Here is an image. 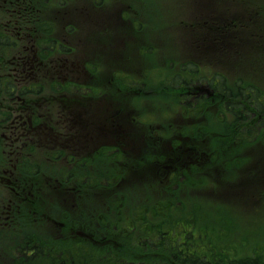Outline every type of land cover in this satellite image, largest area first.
Wrapping results in <instances>:
<instances>
[{
	"label": "rangeland",
	"instance_id": "374dc122",
	"mask_svg": "<svg viewBox=\"0 0 264 264\" xmlns=\"http://www.w3.org/2000/svg\"><path fill=\"white\" fill-rule=\"evenodd\" d=\"M171 1L172 0H168V2H171ZM251 1L255 2V6L260 4L261 9L264 10V0H251ZM165 6H168V5L165 4ZM154 10H155V15L153 16V18L156 19L155 22H158V21L163 22L167 17V15L163 13L164 8L155 6ZM1 21H2V11L0 10V23ZM155 22L153 23L155 24ZM147 30H151V28H148ZM171 51L174 52V54L179 53L178 49L176 48H172ZM13 54L14 52L10 54V57ZM187 55L183 58V60L189 59L187 58ZM205 56H208L207 53L205 54ZM149 59H150L149 56H145L142 59V61L145 62ZM257 64H258V67H257L256 73L260 76V78L255 80V75H254L253 79H249V81L254 82L255 80V82L257 83V86L260 85L261 88L264 90V62L262 59H259V61H257ZM69 66H71L70 71L73 72L71 74L73 76H76V78H78V79H75L78 81V83H88V85H91L94 83V81L104 80L105 84L100 83L101 86L103 87V89L108 87V84H109L108 79L103 78V76L101 75V71H103V67L101 65H99L93 70L91 76L84 74L85 70L83 68V65L82 67H79L78 64L73 65L72 63ZM130 66H132V63L130 64ZM191 67L192 66L190 65L189 68ZM163 68H164L163 66H161L160 68L155 67L154 69L156 70L154 73H152V69L145 70L144 74L146 78L143 84L142 79H140L139 82L137 83L131 82V80H126V79L121 80L123 71L121 70V68L118 67L117 70H115V76L117 78V81H120V84L118 82L116 84L119 87H121V89H119L116 93H112L110 95H107V94L102 95L100 93L97 96H94L93 99H91V101L89 102L95 103L96 105L102 104L103 109L99 111L90 110L86 112V114H84V116L82 117L80 115H76L75 117L74 113L69 112V109H70L69 105L75 108L74 106L77 103V101H82L84 96L76 95L78 94V92H62L59 90L54 91L50 89L49 87H46L45 90H41V91L34 93V96L26 97V99H29V103H30L28 104L29 110H30L29 113L32 112L34 116H37L38 120L35 121L34 123L35 125L36 124L38 125L40 123L41 120L39 118H41L42 116L43 118L44 116H48V117L53 116V117L60 118V117H63L64 115H68L72 117L73 119L79 120L85 124L87 123L88 119H90V125L92 127V130H91L92 135L98 136L101 143H105L107 141L106 144H109V143L111 144V145L105 144V147L107 146L109 148V151L108 152L105 151L104 158H106V162H105L106 168L104 169V171L107 174H110L113 179H115L114 172H116L117 180L113 181L108 175L107 178L105 177V179L103 180V183L99 186V188L95 185V186H91V188H89L88 190H84L85 191L84 198L90 197L91 201L90 202L88 201V203H93V201H95L94 202L95 204H84L82 206V208L86 210H91L94 213H96L97 211L103 212V210H105L103 212L106 218L104 219V221L105 223L109 221L110 225H112L110 227H106L104 223V230H105L106 235H98L97 230L100 228L102 220L96 219V218H92V219L87 218V222L89 224L94 225V226L98 225L97 228L94 230V233L92 231H90V233L93 234L94 239H96V241L100 243V246L102 249L107 250V246H113V245H116L120 248L126 247L127 244H125V242L123 241V239L120 238V235H119L120 231H122V228H124L127 231L130 226L133 227L134 229L133 232H130L129 230L127 231V235L128 236L131 235L132 237H135L136 243L139 245L137 238L139 237L145 238L146 237L145 232H149V230L151 229L156 231L160 228L161 229L164 228V230L171 228V231H172L173 227L171 226L174 223L183 222L185 224V227H188V225L191 223H198L197 220L200 221L201 219L199 218L202 216H205L203 218V221L216 222V219L218 218L219 222H223V225L220 226V229H218V232H220L221 236H223L222 240L225 243H227L226 238L229 239L232 234V231L230 232L232 225H230L229 222L237 221L241 224L243 228L249 229L248 234H246L245 231L235 232L233 234L234 239L228 240V241L231 242L232 245H235L236 242L239 243V245H237L236 248L242 245L246 248L254 249L259 244L258 245L259 250H254V253L258 257L261 258V255L264 256V244L261 243L264 241V237L262 240H260L257 237L255 238L254 237L255 231L253 229L263 226L261 223L264 222V218L257 217L254 220H250L247 217L240 216L235 211H232V213H230L226 210V208L236 209L242 201L244 187L247 183L248 176L250 172L252 171L254 162L258 155V149H259L258 144L255 145L250 151L246 152V155L243 158L242 164L237 169V172L232 170V174L228 175V179H227L228 184L221 189V195L217 199L216 204L212 203L213 199L211 196L203 195L202 194L203 191L196 190V186L203 185L202 183H199V180H200L199 175H193L194 179L197 180V182L193 184L195 186H193V189H192L191 186H189L188 188L186 186H182V182L184 181V179L183 177H181L182 175H178V172H177L176 174L178 176L173 180L172 190H168L169 186L172 183V180L170 178L171 174L173 172H176L179 165H186L188 155H184V154H179L177 156L170 155V158L165 156L164 158L161 159L160 151L157 152L156 157L152 154H149L146 157L147 161H151L155 157V159L152 162L154 169H153V175L151 174V176L153 180L150 178L147 180H143V175H141L140 173H134V172L129 171L128 164L131 163V161L133 160V157H136V160L137 158H140V156L137 154H141L144 148L147 149L146 148L147 144H143V143L125 144L124 141L120 139L121 133L130 132V133L136 134L139 137L154 136V138L156 139L162 135L161 137H163L164 139L162 141L165 144L164 145L165 150H167V147L169 148L171 147L169 149L170 151L173 150L174 148L181 150L183 147V144L186 143V142H183V140H179L178 144L177 143L173 144L172 141H169L166 138H164V136L166 135L159 133L160 129L158 126L154 127L153 129L154 125H157V123L160 124V122L158 121L160 118H162L161 122L166 123V125L169 126V129H171L173 126V123H170L171 117H174L176 119H185L187 117V115L184 116L180 112L173 113V112L178 111L180 109L179 107L182 105L177 107L176 105L172 104V100L174 102L178 101V99L175 98L176 95L174 93H166L165 92L166 90L163 89V88L168 87L167 86L168 83L164 82L165 80L169 81V84H173V81H177L178 79L181 81V79L184 77V72L180 76H175V73L172 74L174 70L172 71L171 67L167 65L166 68L164 69ZM74 71H77V74H75ZM124 71H128V73L131 74L132 69L128 67V68H125ZM36 81L43 82L44 80L37 79ZM243 82L246 85V80L244 78L243 80L239 79L236 81H234V79L225 80V83L230 87H233V85L235 87H238V86L241 87ZM48 83L49 81H47L46 83L47 86H48ZM126 88L129 89L130 91L124 90ZM135 89L140 90L142 93L140 94L135 93L134 91ZM94 91L98 92L97 88L94 89ZM149 93L151 94L161 93V95L156 96V99H154V97L150 98L151 104L148 107L153 108V109H149L146 106L147 101L145 99L148 98V96L150 95ZM90 95H92L91 92H90ZM168 95L169 97L172 96L174 98L169 99ZM55 98L58 99L57 102L54 100ZM88 99L90 98L88 97ZM200 100L203 103L207 102L205 99H200ZM209 100L211 102L210 104L212 105L214 101H211V99ZM38 101L40 102L38 103ZM48 102H51V103H48ZM54 102H56V104ZM194 102L195 101H193V103ZM197 102H200V101H197ZM45 103H48V104L45 105ZM124 104L127 105L129 109L124 108L123 110L124 114H122L121 116L120 113H122L121 109ZM211 105L207 109L209 110L208 114L205 113L203 115L201 113H198L196 114V117L200 118V122L210 119V118L212 119V121H214L215 119H217V117H215L216 113L214 112H220L222 110L225 112L224 116L227 115V118L222 117L221 119H219V121H217V123L212 124V127L221 128L223 125H230L231 128H230L229 133H231V130L234 126V123H231V120L233 118L231 111L221 106H215L212 108L213 105L212 106ZM224 105H225V102H223V106ZM189 109H193V108L191 107ZM155 110H157L158 113H155ZM210 110L214 112H210ZM26 112L28 111L26 110ZM140 114H143V115H140ZM104 116L106 119L105 125L107 126H105V128H101L100 123L102 122L101 119ZM149 116H152V119L155 121L153 122ZM134 118L141 120V121H139L138 123L137 121L134 120ZM124 120H126L125 123H124ZM43 122L45 123V121ZM152 123L153 125L150 126ZM186 127H189V125ZM58 128L59 127L53 126L54 130H57V132H60ZM237 129H238V126L236 130ZM61 130L66 131L67 133L70 132V129H67V130L61 129ZM262 130H264V128ZM140 131L141 132L144 131V133H137ZM168 131L169 130H166L165 134ZM253 131L254 133H259L258 132L259 130H257V128L256 130H253ZM39 138L40 136L35 141L37 142V144L39 142L42 147L40 146L38 147L36 145H30L31 141L26 143L24 151H23V156H21L22 158L25 159L22 165H23V169L25 168V172L30 174L31 177L33 176L41 180V185H43L42 186L43 190H41L40 193L38 191L36 192L37 197L42 195L44 198H46V199H43L45 204L47 206H50L51 204L50 195L51 194H49V192L46 191L47 187L52 188L53 190L58 185L57 179H61L63 183L64 181H70L71 178L73 177L72 174L75 175L76 178H80L86 172V170H84L86 165L84 164V165L76 166L75 162L77 161L76 160L71 161L70 159L67 158V155H64L62 157L59 156L57 161L53 160V158H50L47 154L44 155V153H46V151L49 149L42 144L43 142L41 143V140ZM109 138H113V139L110 141ZM217 142H218V139L214 138L215 145H217ZM59 145L64 147V145L62 144H58V146ZM98 145H100V143L92 144L90 142L88 144H85L82 147L86 148L87 146V148L90 149L88 150L89 151L88 153L92 155L93 153L97 152L96 150H93V149H95ZM155 145L156 144H154L153 146ZM157 146L160 147V145H157ZM114 148L119 149L120 151L124 150V153L122 152V154L124 155L123 157H121L120 164H117L115 162L116 161L115 159H117L116 157L119 155V153H116L117 155L115 156ZM4 150H5V147L3 145H0V164H3V165H5V163L8 162V158H5L6 153L4 152ZM79 151L80 150H75V152H79ZM161 151H163V149ZM71 165H73V168L69 169ZM160 165H161L160 169L163 171L157 170V168ZM34 167L37 168V172H35ZM132 167H133V171L139 170L137 166L134 164L132 165ZM164 167H167V169H164ZM86 176L87 175H85L82 179L83 183L87 181ZM129 181H136L137 184L131 185ZM162 181L165 184L164 190H162V188H157L158 184H161ZM180 187L184 191L186 189V191L182 193V190H180ZM254 188L260 192H264L263 184H259V185L257 184L254 186ZM77 189H78L77 185H75L73 191H67L65 195L67 196L72 195L73 197L78 198L79 192ZM84 189H87V188L85 187ZM103 189H105L104 190L105 192L104 201L105 202L100 204V199L97 201V196L101 194ZM206 189H207V186L205 187L204 191ZM209 191H210V187L207 193H209ZM53 192L57 196L62 197L61 194H59L62 192H56V191H53ZM163 192H166V193L163 195L162 194ZM168 192L173 193L170 195L172 199L176 198L177 201L178 200L180 201H178L175 205H173V202H172L173 200L172 199L168 200L169 198ZM181 194L183 195L182 198H181ZM6 197H7V191L3 183L0 182V200ZM249 197L252 200H254L256 199L257 195L254 193H251L249 194ZM58 200H60V198ZM61 200L64 203H66V200L64 198ZM164 202L166 205H169V209H166ZM211 203L214 204L213 210L210 209ZM215 205L218 207L217 210H216ZM172 206H173V209H170ZM39 209L40 207H37V210ZM36 215H39V213ZM91 216H93V214H91ZM78 219L80 218L78 217ZM163 219L169 220L168 226H165V224H163ZM38 220L39 218L37 217L36 221ZM116 220L119 224H121L120 230L116 228V223H115ZM13 221H15L13 224H7L5 222H2V223L0 222V249H3L4 247H6L7 249L13 247L12 243H9L1 247L3 243L2 240L9 239V236L11 235L17 236L18 239H16V242L21 241L22 239L26 238L25 236L17 232L22 230L23 227L26 226L28 228L30 224L32 225V223L36 222L35 220H33V218H30L28 216H25V218L21 220L20 214H15ZM113 223H115V226H113ZM153 223L154 224L162 223V225L159 227V226L152 225ZM41 224L44 225V223H41ZM37 228L38 229L35 230L36 231L35 233L31 230H26L25 233L26 234L28 233L29 235L32 234V235H37V236L45 235V232H43L44 229L40 228V225H38ZM214 229L215 228L203 229L202 227L198 226V230L202 234H205L208 237H212ZM236 231H239V230H236ZM218 232L215 231L213 241H212L213 248L216 251H220L224 248L223 242L218 243L219 242ZM180 235H181L180 232H177L175 235H173L175 237L173 242L176 243V245L178 246H180L183 243L182 237ZM101 238H106L104 240V243L100 242ZM139 246L141 247L143 245L141 244ZM136 253L142 255L140 249H138ZM241 254L246 255L247 251L243 250V253ZM0 257H6V254H4L2 251ZM14 262L18 263L19 260L16 259ZM176 264H179V263H176Z\"/></svg>",
	"mask_w": 264,
	"mask_h": 264
},
{
	"label": "flooded vegetation",
	"instance_id": "af4514ba",
	"mask_svg": "<svg viewBox=\"0 0 264 264\" xmlns=\"http://www.w3.org/2000/svg\"><path fill=\"white\" fill-rule=\"evenodd\" d=\"M164 1L167 5L166 0ZM172 4L177 6L178 12L185 11L184 0H177ZM191 4L193 8L189 11H192L194 22L208 33L220 30L232 17L233 9L236 10L233 0H192ZM168 7L165 6V9ZM0 10L3 11V22L0 25V35L4 37L2 47L6 50L17 48L10 57L12 63L18 61V68L13 70H18L19 76L25 79H68L73 77L69 65L75 62L83 64L84 74L88 76L98 67L97 63L107 62L112 68H128L130 48H135L134 58L142 60L143 46H151L149 49H152L153 46L169 47L176 42L184 45L187 40L193 46H200L201 43L198 42L203 40L195 34L190 39L186 38L185 17L180 20L177 17L170 23L169 16L161 28L153 29L154 26L145 19L146 15L155 13L151 0H0ZM196 17H199V21ZM241 21L245 28V13ZM195 23L189 25L193 26ZM151 27L152 30L147 32ZM154 30L162 33H155ZM218 39L215 36L211 42ZM132 72L138 73L137 70ZM12 75L17 76L14 73ZM55 86L53 90L57 91ZM43 89L45 90L41 88L38 91ZM11 99H14V95ZM17 99L20 101L21 97L18 96ZM22 103H17L18 106L15 107H10L7 103V116L0 121V141L4 140L3 146L10 157L8 163L0 165V182L7 191V197L0 200V222L7 224L15 214H20L21 217L26 205L39 201L36 192L43 190L41 185L32 184L30 176H24L22 171L18 172L15 165L22 161L21 156L30 134H34V139L40 136L39 139L49 145L51 152L57 151L58 144H66V149L73 154L75 150H89L87 146H82L90 142L101 143L98 136L91 135L90 119L79 128H75L77 121L68 120L67 129L70 132L58 134L53 129L57 124L55 120H50V124L40 122L35 125L26 113V110L30 111L29 106L24 107ZM78 107L79 110L88 112L99 111L101 106L79 103ZM100 124L102 128L105 127L103 119ZM9 133L17 136H9ZM134 142L136 140L132 138V143ZM57 183L52 191L62 192L59 194L63 195L72 188L73 182L70 180L63 183L61 179H57ZM34 190L35 195L32 193ZM58 226L61 230L65 228ZM70 230L74 232L75 229ZM73 234L88 237L84 232Z\"/></svg>",
	"mask_w": 264,
	"mask_h": 264
},
{
	"label": "trees",
	"instance_id": "16d2710c",
	"mask_svg": "<svg viewBox=\"0 0 264 264\" xmlns=\"http://www.w3.org/2000/svg\"><path fill=\"white\" fill-rule=\"evenodd\" d=\"M4 40V37L0 35V54H2V42ZM2 49V50H1ZM148 53L150 52V49L147 51ZM6 56V55H5ZM0 63L1 65H5L4 62H3V57L0 56ZM2 72V69H0V73ZM14 83L12 82V80L6 78V77H3V76H0V98L2 96H4L5 93L1 92V90L5 89H11L12 87H14L13 85ZM188 84H181L179 86V88H176V87H170V92L174 93L177 95V97L179 98L178 101H176L177 103L180 104V100L183 101V99H180L181 97H184V94L186 92V88ZM26 88V87H25ZM223 88L224 89H227L225 84H223ZM192 97V95H191ZM204 99V98H203ZM251 103H255L256 102V99L255 98H252L250 100ZM176 103V104H177ZM189 108H191V105L189 106ZM182 113V115H187L186 114V110L185 108L182 110V111H178L177 113ZM185 118V117H184ZM182 119H178V121H180ZM185 120V119H184ZM177 124H173L172 128L169 129V126H163V127H159L160 131L159 133L161 134H164V135H168L170 137H173L172 138V142L173 144L175 143H179V140H177L176 138H174L175 136H182L183 134H188L187 136L189 135H194V131L191 132L190 130H185L186 125V121L181 123V122H176ZM154 127L156 126H153V129ZM190 129H192L190 127ZM166 130H169L166 134H165V131ZM160 136V135H159ZM162 136V135H161ZM203 139V141H202ZM211 140V138L209 136H207L206 134L202 132L199 133V135L197 136V141H196V146L198 149H201L202 152H207L208 151V145L207 143ZM192 141V140H191ZM189 141L185 144H183V147L181 150L177 149V148H174L173 150H168L169 154L172 155H179V154H184L186 155L187 154V149L191 147H194V145H191L192 142ZM202 145V146H201ZM171 148V147H170ZM170 148H167V149H170ZM187 151V152H186ZM192 180V178H190ZM172 190V188L170 189ZM169 194V198L168 200H171L172 198L170 197L171 192H168ZM172 200H175L176 199H172ZM155 226H160L161 223H156L154 224ZM159 230V229H158ZM189 231L185 232V235L187 236V239L190 241L192 235L188 233ZM164 242V244H160L158 245V248L162 249L164 247V245L169 248L171 254L181 263V264H214L213 263V251H211V247L210 246H205V245H202L199 249L196 248V246H193V250L192 252H187L186 249H184V247H181V248H178V245H175V243H173L171 240L168 241L166 239H163V240H160V242ZM30 242H28L27 244H29ZM165 243H168V244H165ZM168 245V246H167ZM23 246H21L20 249H18V251H26L25 254L30 251V250H25L24 248H22ZM31 247V245H30ZM39 247V248H38ZM36 247L34 246L33 248L31 249H34L36 254L33 255V256H23L19 261H20V264H131L133 262H138V263H145L146 261H148V254L147 255H143V258L139 261H137V259H134L133 255L129 254V253H126V252H120L119 250H116V249H113V250H108L111 252L110 253H106V252H101L99 255L97 254V251H94L92 249L89 250L88 253H83L81 252L82 250H79V249H74L72 252H73V255L72 257L68 254V251L67 250H64V249H61V251H63V255H61L62 253L60 252V250H58L56 247L52 246V244H43V243H40V245ZM49 249L52 251V248H53V253L51 252V258H48L47 260H44L42 259L43 258V255H42V251L44 249ZM92 248V247H91ZM145 248H149L150 249V246L148 247H145ZM43 249V250H41ZM116 250V251H115ZM37 254H39V257L41 258H37L36 259V256ZM83 254V255H82ZM221 256H215V259L214 260H217L219 261V258ZM44 261V262H43ZM0 264H9L8 262L6 263H3L0 261ZM242 264H264L263 262L262 263H258V261H255L254 260H244Z\"/></svg>",
	"mask_w": 264,
	"mask_h": 264
},
{
	"label": "bare ground",
	"instance_id": "6f19581e",
	"mask_svg": "<svg viewBox=\"0 0 264 264\" xmlns=\"http://www.w3.org/2000/svg\"><path fill=\"white\" fill-rule=\"evenodd\" d=\"M175 67L176 68H178L179 66L178 65H175ZM213 86L215 87H218L219 89H224L223 88V84H225V83H223L222 84V82L220 81V80H218V77H213ZM34 170H35V172H36V170H37V168L36 167H34ZM155 229V228H154ZM40 244H38V245H36V247H38ZM39 248V247H38ZM35 249V248H34ZM34 249H31L30 250V254H31V256H33V255H35L36 254V252H35V250ZM90 249H92V250H94V251H97V254L99 255L100 253H101V251L99 250V249H97V248H91V247H86V246H83V248H80L79 250H82L81 252H83V253H88L89 252V250ZM41 250H43V249H41ZM52 251H53V248H52ZM51 250H49V249H44L43 251H42V255H43V258L42 259H44V260H47L48 258H51V252H52ZM188 252L190 253V251L188 250ZM53 253V252H52ZM83 255V254H82ZM37 258H41V257H39V254H37V256H36V259ZM44 262V261H43Z\"/></svg>",
	"mask_w": 264,
	"mask_h": 264
}]
</instances>
